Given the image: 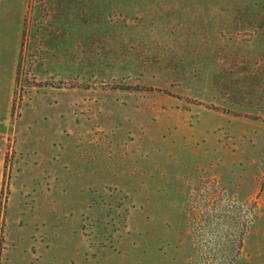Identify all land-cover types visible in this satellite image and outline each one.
<instances>
[{"label":"rangeland","instance_id":"1","mask_svg":"<svg viewBox=\"0 0 264 264\" xmlns=\"http://www.w3.org/2000/svg\"><path fill=\"white\" fill-rule=\"evenodd\" d=\"M0 16V264H264V0Z\"/></svg>","mask_w":264,"mask_h":264},{"label":"crops","instance_id":"2","mask_svg":"<svg viewBox=\"0 0 264 264\" xmlns=\"http://www.w3.org/2000/svg\"><path fill=\"white\" fill-rule=\"evenodd\" d=\"M0 22H4L5 23V20H4V17L3 16H0Z\"/></svg>","mask_w":264,"mask_h":264}]
</instances>
